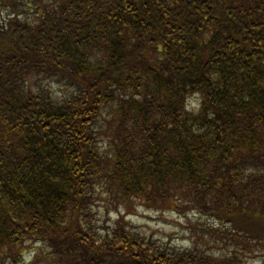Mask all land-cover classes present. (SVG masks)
<instances>
[{"label":"trees","instance_id":"1","mask_svg":"<svg viewBox=\"0 0 264 264\" xmlns=\"http://www.w3.org/2000/svg\"><path fill=\"white\" fill-rule=\"evenodd\" d=\"M1 5L0 264H251L96 199L174 202L264 247V0ZM27 241L49 252L25 262Z\"/></svg>","mask_w":264,"mask_h":264},{"label":"rangeland","instance_id":"2","mask_svg":"<svg viewBox=\"0 0 264 264\" xmlns=\"http://www.w3.org/2000/svg\"><path fill=\"white\" fill-rule=\"evenodd\" d=\"M8 11V7L0 6V14H5ZM29 15L33 16L31 13ZM54 90L58 93L57 87H54ZM96 204L103 214L102 218L108 216L109 220L107 222L113 220L117 215H124L126 221H129L130 224L178 246L189 247L196 242L203 244L202 242L208 239L209 245L212 246V251L235 250L239 255L244 254L247 262L251 264H260L259 253H264V247L255 243H252L253 245L248 248H244L245 241H242L243 239L234 241L232 235L228 237L232 241L231 244L225 243L224 240L220 241L217 238L215 240V237L205 234V229L203 230V228L209 227V225L222 228L224 226L219 224L216 219L198 215L193 210L187 211L188 213H181L175 209L174 202H172L170 207L161 209L146 208L138 203H133L129 207L121 205L112 207L106 199L98 197ZM47 252H49V249L43 242L27 241L22 256L25 262L32 263L36 253L46 255ZM35 264L51 263L45 262L41 258Z\"/></svg>","mask_w":264,"mask_h":264}]
</instances>
